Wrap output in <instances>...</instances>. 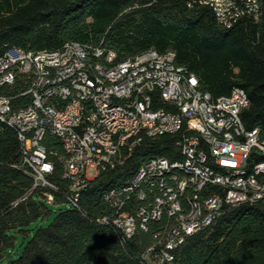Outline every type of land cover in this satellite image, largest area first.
<instances>
[{
    "label": "built area",
    "instance_id": "2783aa9c",
    "mask_svg": "<svg viewBox=\"0 0 264 264\" xmlns=\"http://www.w3.org/2000/svg\"><path fill=\"white\" fill-rule=\"evenodd\" d=\"M215 2L218 25L231 28L244 19L238 7L262 16L261 0H188ZM158 56V63H151ZM115 52L101 45L65 41L56 49L10 47L0 55V88L24 84L14 95L0 92V131L12 128L20 143V163L43 188L48 203L53 191L82 210L80 195L100 172L122 164L144 137L176 135L180 158L151 157L129 187L104 194L109 211L96 222L111 225L125 246L137 231L152 242L141 252L147 264H175L173 251L186 238L211 224L228 208L242 203L264 205V164L250 178L233 181L253 150L264 151L259 127L247 129L238 112L242 87L213 97L199 86L197 75L176 60L173 49L147 48L115 62ZM20 79V80H19ZM29 96L25 104L14 98ZM250 100H247V106ZM55 136L62 152L44 143ZM190 156L185 172L173 161ZM55 158L63 163L62 188L50 180ZM227 167V176L209 170V163ZM211 187H216L211 189ZM261 190V198L253 197ZM204 196V208H197Z\"/></svg>",
    "mask_w": 264,
    "mask_h": 264
},
{
    "label": "trees",
    "instance_id": "16d2710c",
    "mask_svg": "<svg viewBox=\"0 0 264 264\" xmlns=\"http://www.w3.org/2000/svg\"><path fill=\"white\" fill-rule=\"evenodd\" d=\"M258 21L244 18L222 28L206 5L188 0H0V55L10 47L26 50L56 49L65 41L101 45L115 52V62L154 47L173 49L176 60L194 72L199 86L213 97L244 88L249 105L241 117L247 129L259 127L264 138V0ZM20 80V79H19ZM24 84L4 86L14 95ZM29 96L14 98L25 104ZM177 136L144 137L124 162L100 172L81 191L82 210L67 204L53 191L48 203L43 188H32L33 178L20 163L16 131H0V262L2 264H147L140 252L152 242L148 232L137 231L125 246L114 228L96 222L109 211L104 194L130 179L148 158H180ZM44 143L62 152L61 143L46 135ZM253 150L249 165L263 161ZM63 163L55 158L50 180L62 190ZM216 187H211L215 189ZM56 213L48 224L33 225ZM32 233L28 236V232ZM17 232L24 233L21 250ZM15 253L16 255H14ZM175 264H264V205L242 203L228 208L206 229L188 236L174 251Z\"/></svg>",
    "mask_w": 264,
    "mask_h": 264
},
{
    "label": "bare ground",
    "instance_id": "6f19581e",
    "mask_svg": "<svg viewBox=\"0 0 264 264\" xmlns=\"http://www.w3.org/2000/svg\"><path fill=\"white\" fill-rule=\"evenodd\" d=\"M198 5H206L209 6L214 14L216 20L218 19V11L216 9L215 2H196ZM238 14H244V18L254 19L253 11H245V7H238ZM151 63H158V56H151ZM243 96L246 99H240V104H238V112H242V110L247 106V100H249L248 94L244 88H242ZM264 154V151L260 152ZM157 157H165V156H157ZM185 164H190V156H181V161H173V168L178 169V172H185ZM260 164H264V160L255 163L253 166L249 165V160L245 163L244 166L236 169L232 173L233 181H242L246 178H250L251 174L255 172V170L260 168ZM145 161H143L133 176L141 175V171L144 169ZM209 170L212 173L219 176H227V167L222 166L219 162H211L209 163ZM130 179L125 180L123 183L118 185L117 187H129ZM114 189V188H112ZM253 197L261 198V190L253 189ZM197 208H204V196H197Z\"/></svg>",
    "mask_w": 264,
    "mask_h": 264
},
{
    "label": "rangeland",
    "instance_id": "374dc122",
    "mask_svg": "<svg viewBox=\"0 0 264 264\" xmlns=\"http://www.w3.org/2000/svg\"><path fill=\"white\" fill-rule=\"evenodd\" d=\"M50 207L53 209V211L51 213H49L45 218H39L37 219L35 222L32 223V226L33 225H37V224H48L49 222L52 221L56 211L55 209L57 208V206L55 205H50ZM32 233V230L28 232V236ZM24 233L22 232H17L16 234V240L18 241L19 245L18 247L16 248V250H14V252L16 251H20L21 250V244L23 243V240H24ZM14 255H16L15 253H13ZM0 264H2V262H0Z\"/></svg>",
    "mask_w": 264,
    "mask_h": 264
}]
</instances>
